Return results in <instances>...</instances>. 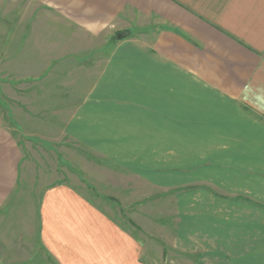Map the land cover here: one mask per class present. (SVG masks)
I'll use <instances>...</instances> for the list:
<instances>
[{
  "label": "crops",
  "instance_id": "0c3cea01",
  "mask_svg": "<svg viewBox=\"0 0 264 264\" xmlns=\"http://www.w3.org/2000/svg\"><path fill=\"white\" fill-rule=\"evenodd\" d=\"M16 2L0 21L18 97L30 85L41 106L65 103L49 104L61 133L147 179L177 165L180 182L198 184L179 205L180 248L263 264L264 0ZM23 158L0 111V214ZM34 214L24 233L8 218L0 264H149L141 239L78 186H46Z\"/></svg>",
  "mask_w": 264,
  "mask_h": 264
},
{
  "label": "rangeland",
  "instance_id": "374dc122",
  "mask_svg": "<svg viewBox=\"0 0 264 264\" xmlns=\"http://www.w3.org/2000/svg\"><path fill=\"white\" fill-rule=\"evenodd\" d=\"M3 3L7 5L1 6ZM14 3L16 0H0V19L2 8L12 10L16 7ZM4 25L0 21V111L5 124L21 141L24 158L17 188L0 214V234L8 218L11 229L23 233L33 230L29 219L35 216L43 189L66 182L78 186L137 235L145 246L144 256L149 264H211L208 256L203 261L199 252L177 245L179 205L183 210L187 208L188 200L184 199H192L189 192L198 184L180 182L177 165L149 167L147 179L90 145L61 133L64 113L56 109L49 111L52 103L48 101L41 106L45 102L37 100L33 86L22 85L21 89L31 88L32 91L24 95L27 98H19L16 77L10 79L12 77L4 74ZM16 25V21L10 22V30H16ZM55 104L63 108L65 103L52 105ZM33 112L39 113L37 119L31 118ZM51 114L57 117H50ZM169 152V158L176 159L177 151ZM162 175H167V179H162ZM19 249L25 252L29 246L22 245ZM42 264L46 262L43 260Z\"/></svg>",
  "mask_w": 264,
  "mask_h": 264
}]
</instances>
